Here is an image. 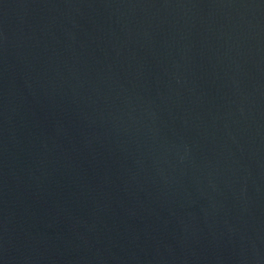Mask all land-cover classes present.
I'll return each instance as SVG.
<instances>
[{
    "label": "water",
    "instance_id": "1",
    "mask_svg": "<svg viewBox=\"0 0 264 264\" xmlns=\"http://www.w3.org/2000/svg\"><path fill=\"white\" fill-rule=\"evenodd\" d=\"M0 264H264V0H0Z\"/></svg>",
    "mask_w": 264,
    "mask_h": 264
}]
</instances>
